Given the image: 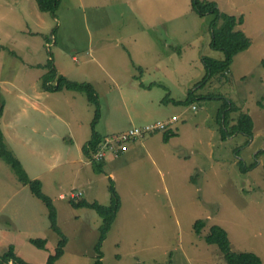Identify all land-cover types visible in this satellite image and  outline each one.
I'll use <instances>...</instances> for the list:
<instances>
[{
    "label": "rangeland",
    "instance_id": "1",
    "mask_svg": "<svg viewBox=\"0 0 264 264\" xmlns=\"http://www.w3.org/2000/svg\"><path fill=\"white\" fill-rule=\"evenodd\" d=\"M211 1L220 12L242 15L237 28L250 45L233 57L225 77L200 86L202 57L223 54L209 44L214 15L196 14L191 0H59L53 14L38 11L34 0H0V45L8 48L0 51V128L56 208L67 242L55 264L93 263L102 220L68 199L77 193L108 205L109 179L119 209L100 244L102 264H227L203 239L213 224L227 231L233 251H251L264 264V0ZM48 60L71 80L93 82L97 133L112 132L108 137L130 121L173 114L169 129L177 135L164 142L158 131L130 150L132 140L94 172L82 155L94 106L79 92L42 91ZM150 79L165 87L138 85ZM192 88L200 96L195 109L160 101L166 93L183 100ZM31 94L40 95L36 106L24 98ZM224 98L252 117L251 136L221 129L216 114ZM229 114L232 124L238 113ZM197 219L204 221L199 234ZM29 238L46 239L45 248ZM57 240L44 204L0 159V254L11 244L25 262L45 264Z\"/></svg>",
    "mask_w": 264,
    "mask_h": 264
},
{
    "label": "trees",
    "instance_id": "2",
    "mask_svg": "<svg viewBox=\"0 0 264 264\" xmlns=\"http://www.w3.org/2000/svg\"><path fill=\"white\" fill-rule=\"evenodd\" d=\"M38 11L43 13H54L59 5V0H34ZM191 9L199 15H203L206 13H211L214 15V19L210 25V46L213 49H217L222 52L223 59L216 60L214 58H206L202 57V63L204 67V76L201 81H198L196 85H202L205 80L210 79L212 77H225L229 66L233 60V57L241 51H244L250 45V39L244 34V32L237 27L242 24L243 17L242 15L236 16L232 14H227L225 12H220L215 2L211 0H191L190 2ZM4 45H0V51L7 50ZM8 52H12V55H16L15 52L9 50ZM264 63V59L262 60ZM133 66L139 72H142L141 66L135 65ZM46 68L45 73H43L40 77V88L42 91L46 92H56L60 90H68L73 92H79L84 94L88 103L94 106V114L91 122V135L90 138L82 145L83 156L88 158V161L91 162V166L94 172L100 173L102 171V167L104 165L105 159L95 160L93 158V152L95 148H97L100 141L104 140L105 136L98 134L94 127L96 121L99 117V100L97 92L94 86L90 82H78L67 78L66 76L58 73L56 68L53 65L51 60L44 65ZM136 78V77H134ZM143 88H151L153 85H159L165 87L162 84H158L157 82H152L147 85H143V83L139 82L138 84ZM196 89H190L187 92L186 98L183 100L170 98L168 94L164 95V97L160 100L161 102H173L175 104H183L189 105L192 104V108L195 109L194 103L200 99V96L196 94ZM207 97V96H206ZM205 97V98H206ZM210 98V97H209ZM4 103L0 101V118L3 113ZM231 112H237V116H235L234 122L229 124V116ZM175 116V115H173ZM176 117V116H175ZM216 119L220 123L221 129L222 127L228 126L224 132L229 135H233L235 132L242 133L251 136L253 130V121L252 117L229 100L227 101L225 98L222 99L221 106L217 110ZM177 120V117L173 122ZM157 121V120H156ZM160 121V120H159ZM161 122H167L166 127L164 129H155L154 131L147 133L145 135H151L158 131H162V140L167 142L171 137L177 135L174 132L173 128L168 119ZM142 125V124H141ZM223 130V129H222ZM223 133V131H222ZM224 137V133L222 134ZM139 139V138H137ZM136 139V140H137ZM135 140V139H133ZM132 141V139L130 140ZM129 141V142H130ZM120 152L117 156L122 154ZM115 157V156H114ZM0 159L8 164L15 173L17 180L22 184L26 185L30 192L38 198L47 209V217L49 221L50 229L56 234L58 240L55 247V250L52 254H49L46 258L45 264H55V261L63 254L64 247L67 242V237L60 230L57 225V212L56 208L52 203V200L49 196L44 194L41 190L42 183L37 178H30L24 169L23 165L19 161V159L14 155L12 150H10L4 140L3 132L0 128ZM254 163H251L249 167H252ZM242 169V168H241ZM108 190L110 193V203L108 205H102L97 201H88L84 197L81 196H70L68 199V203L73 208H89L96 212V214L101 218L102 225L99 228V236L97 238L96 244L94 246L95 257L92 264H102L101 262V251L100 244L102 239L105 236V232L109 229L111 223L113 222L116 213L119 209V197L115 191L113 182L109 179ZM204 226V221L201 219H197L193 223V230L196 234H199L202 227ZM204 241L207 244H214L217 246L219 252L222 254L224 261L227 264H261V260L259 256L251 251H233L231 249V244L228 238L227 231L217 224H213L210 226L208 233L203 237ZM28 241L39 249H44L46 244V239L44 238H29ZM0 264H29L25 262L22 258L17 256L14 251L13 245H9L5 251L0 254ZM135 264H145L143 262L137 261Z\"/></svg>",
    "mask_w": 264,
    "mask_h": 264
},
{
    "label": "built area",
    "instance_id": "3",
    "mask_svg": "<svg viewBox=\"0 0 264 264\" xmlns=\"http://www.w3.org/2000/svg\"><path fill=\"white\" fill-rule=\"evenodd\" d=\"M175 116H171L168 121L172 123L175 120ZM167 122H161L159 120L154 122L145 123L142 125L131 126L125 131L118 134L105 137L100 141L97 148L93 152V158L95 160L105 159L108 156H117L120 152L126 150V144L132 139L143 137L145 134L154 131L155 129H164ZM76 193V192H75ZM71 196H79L77 193H71Z\"/></svg>",
    "mask_w": 264,
    "mask_h": 264
},
{
    "label": "crops",
    "instance_id": "4",
    "mask_svg": "<svg viewBox=\"0 0 264 264\" xmlns=\"http://www.w3.org/2000/svg\"><path fill=\"white\" fill-rule=\"evenodd\" d=\"M165 44H167L166 42H164ZM138 66H141V67H143V65H141V64H138ZM154 68H157V67H155V66H153ZM152 67V68H153ZM103 71H105V72H107V73H110V69H107V70H105V69H102ZM108 70H110L109 72H108ZM136 78H134V79H136V80H140V78L141 77H137V76H135ZM91 81H93V80H91ZM152 82H157V81H155V80H153V79H150L149 80V82L148 83H152ZM91 83H93V82H91ZM141 83H143V82H141ZM139 84V83H138ZM143 85H147V84H144L143 83ZM143 88V87H142ZM144 89H149V88H144ZM45 92V91H44ZM39 94H31V95H27V96H25L24 98L27 100V101H30L29 103H31V104H34V106H36V102H37V99L39 98ZM123 99V98H122ZM113 116V114H112V112H111V114H110V116H109V120L111 121V117ZM171 116H173V114L171 115ZM171 118V117H170ZM170 118H168V119H170ZM109 121V122H110ZM177 121V120H176ZM146 122H144V123H141V124H145ZM128 124L129 125H124V126H118V127H122V128H119V129H115V132H119V131H123V130H125V129H127V128H129V127H131V126H135L136 124H132V122L130 121V122H128ZM140 124V125H141ZM108 133H112V132H103L102 134H100V135H105V134H108ZM99 134V133H98ZM151 135H153V134H151ZM150 134H149V136H151ZM144 136H147V135H144ZM144 136L143 137H141V138H144ZM139 140V141H138ZM138 141V142H137ZM136 143V144H135ZM137 146H144V141H142V139H135V141H134V144H132V147L130 148V150L131 149H133V148H136ZM82 155H83V153H82ZM105 162H106V160L104 161V164H105ZM61 195L62 194H60V197H61ZM63 198V197H62Z\"/></svg>",
    "mask_w": 264,
    "mask_h": 264
}]
</instances>
